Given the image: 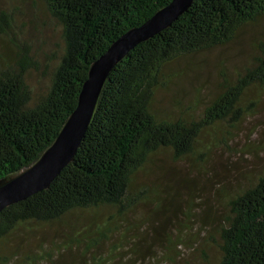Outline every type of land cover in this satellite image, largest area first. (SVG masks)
<instances>
[{"label":"trees","instance_id":"trees-1","mask_svg":"<svg viewBox=\"0 0 264 264\" xmlns=\"http://www.w3.org/2000/svg\"><path fill=\"white\" fill-rule=\"evenodd\" d=\"M43 1L63 30L65 52L49 89L37 94L26 76L42 67L28 52L0 69V180L38 161L76 109L92 63L172 0ZM263 18L264 0H194L169 28L138 44L112 70L73 161L48 189L0 213V264H54L59 249L52 252L43 244L40 252H32L27 242L55 224L69 229L64 233L69 247L84 248L80 254L87 260L72 264H99L97 249L151 199L142 197L138 177L160 152L170 151L175 160L207 154L203 135L214 129L223 138L215 143L227 145L233 130L256 110L257 103L243 104L247 90H264V34L255 40L251 67L235 81L225 76L222 92L202 112L189 108L172 115L165 101L178 108L182 102L179 94L170 100L165 96L180 91L198 56L230 45ZM228 208L215 264H264V170L255 183L229 198ZM105 211L111 212L110 219L97 232L71 226L75 216L89 214L97 221ZM178 241L170 238L173 262Z\"/></svg>","mask_w":264,"mask_h":264},{"label":"rangeland","instance_id":"rangeland-1","mask_svg":"<svg viewBox=\"0 0 264 264\" xmlns=\"http://www.w3.org/2000/svg\"><path fill=\"white\" fill-rule=\"evenodd\" d=\"M263 34L264 18L246 27L230 45L198 56L180 91L175 89L165 96L170 100L179 94L181 107L166 100L167 111L172 115L186 113L189 108L202 112L222 92L225 76L235 81L238 73L244 74L251 67L257 55L255 40ZM65 46L63 30L43 0H0V69L16 64L17 56L28 52L42 67L26 76L35 94L49 89ZM246 94L244 106L257 103L256 110L233 130L227 145L215 143V139H223L218 129L209 130L202 139L210 147L207 154L175 160L170 151H163L139 174L142 197L151 199L138 205L121 222L124 224L109 234L97 249L99 264H215L220 256L218 232L229 211V198L255 183L264 170V90L251 87ZM110 216L111 212L105 211L96 221L89 214H80L71 226H91L94 233ZM68 230L59 224L49 226L28 238L27 249L38 253L43 244L52 252L59 249L54 264L87 260L80 254L84 248L69 247V238L64 235ZM170 238L180 240L174 262L169 260Z\"/></svg>","mask_w":264,"mask_h":264},{"label":"water","instance_id":"water-1","mask_svg":"<svg viewBox=\"0 0 264 264\" xmlns=\"http://www.w3.org/2000/svg\"><path fill=\"white\" fill-rule=\"evenodd\" d=\"M194 0H172L143 25L133 28L111 44L94 61L83 83L76 109L70 115L54 143L29 169L16 177L0 180V213L10 205L24 201L50 187L69 165L91 124L98 100L114 67L140 43L169 28L193 4Z\"/></svg>","mask_w":264,"mask_h":264}]
</instances>
